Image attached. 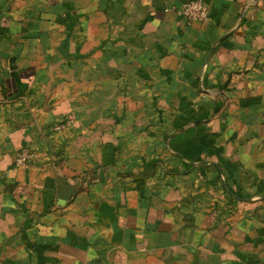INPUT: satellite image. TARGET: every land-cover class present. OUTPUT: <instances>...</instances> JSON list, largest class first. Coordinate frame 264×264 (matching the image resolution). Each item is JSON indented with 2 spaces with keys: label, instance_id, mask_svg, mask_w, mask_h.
Wrapping results in <instances>:
<instances>
[{
  "label": "crops",
  "instance_id": "obj_1",
  "mask_svg": "<svg viewBox=\"0 0 264 264\" xmlns=\"http://www.w3.org/2000/svg\"><path fill=\"white\" fill-rule=\"evenodd\" d=\"M184 1L0 0V264H264V0Z\"/></svg>",
  "mask_w": 264,
  "mask_h": 264
},
{
  "label": "built area",
  "instance_id": "obj_2",
  "mask_svg": "<svg viewBox=\"0 0 264 264\" xmlns=\"http://www.w3.org/2000/svg\"><path fill=\"white\" fill-rule=\"evenodd\" d=\"M177 11L188 21H201L207 18V7L203 0H185ZM32 155L30 151L23 149L20 151L16 161L18 164H25Z\"/></svg>",
  "mask_w": 264,
  "mask_h": 264
}]
</instances>
